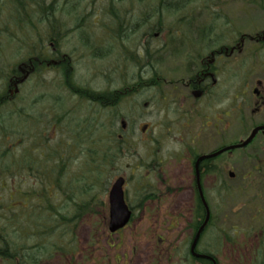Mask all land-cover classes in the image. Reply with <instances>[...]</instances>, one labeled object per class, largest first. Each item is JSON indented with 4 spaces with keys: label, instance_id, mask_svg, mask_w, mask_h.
<instances>
[{
    "label": "flooded vegetation",
    "instance_id": "flooded-vegetation-1",
    "mask_svg": "<svg viewBox=\"0 0 264 264\" xmlns=\"http://www.w3.org/2000/svg\"><path fill=\"white\" fill-rule=\"evenodd\" d=\"M14 5L0 0V11ZM184 8L187 19L102 29L89 28L79 18L75 31L55 41L46 37L41 47L47 53L59 45L68 50L67 38H77L76 49L69 52L82 49L102 61L106 50L98 51L103 40L122 46L112 69L97 67L86 81L98 82L94 90L77 83L70 54L44 66L62 64L71 85L67 90L79 98L82 86V100L99 106L105 116L109 189L114 180L124 179L130 223L139 220V210L140 220L148 222L146 216L157 207L155 219L176 225L169 231L184 230L180 241L169 245L168 255L175 250L184 253L185 262L202 264L210 261L196 262L190 248L199 228L192 220L204 219V203L208 230L215 226L214 209L223 225L242 233L238 242L233 237L236 247H247L243 243L253 234L255 253L264 239V0H203ZM130 12L117 11L120 16ZM102 30L107 34L100 37ZM9 94L14 95L12 90ZM117 153L130 157L118 159ZM108 193L103 202L107 211ZM102 219L107 226V216Z\"/></svg>",
    "mask_w": 264,
    "mask_h": 264
},
{
    "label": "trees",
    "instance_id": "trees-1",
    "mask_svg": "<svg viewBox=\"0 0 264 264\" xmlns=\"http://www.w3.org/2000/svg\"><path fill=\"white\" fill-rule=\"evenodd\" d=\"M11 1L15 3L14 9L1 10L0 21L1 13L4 11L9 12V19L14 21L15 24L19 23L20 27L23 26V21L25 23H35L37 26L42 25L43 27L48 25V27L51 26L53 28L54 24L56 25L55 22L57 21L53 14L59 11L57 0H51L48 4H46V0ZM118 1L106 0L108 5L105 4L101 8L103 12L99 13V20L101 22L106 21L107 28L132 23H127L126 15L120 16L117 13L120 10V6H117L119 4ZM192 2L198 3L203 2V0H157L156 7L149 8L148 6L142 12L143 14L137 15L136 20H132H135L134 23L155 22L153 18H157V21L161 19L169 21L170 19L173 20L172 16L174 14L181 12L186 13L181 19H187V12L184 6ZM79 5L78 0L70 8L77 10ZM31 7H34L32 14L28 13ZM72 9L68 10V12L72 11ZM127 15L132 17L130 14ZM54 30L55 28H53ZM59 36L60 34L57 32V34H49L47 38L55 41ZM33 50H35V53L32 54V57H30L31 55L28 56L27 61L30 60V62H25L23 70L33 67L36 73L38 67L45 68L44 65L47 60L51 58L60 60L62 58L59 51L47 53L41 46L34 47ZM57 68L60 69L63 76V87L68 89L71 85L66 79L62 64ZM8 73L2 79V85L0 86V112L1 110H6L7 106H12L15 101L10 98L9 92L12 90L14 78H18L20 74L18 69H13V71ZM78 89L81 91V97H84L82 89L80 87ZM52 97L54 101L56 99V102L52 101L53 105L50 103L51 101L44 102L45 97H40L41 99L37 100L38 105L50 103V109L55 111L50 120H47L46 115L42 112L35 113L37 115L35 116L30 112H25V108L21 107H17L16 111L6 110V113H0V119L5 118L8 121V125H3L0 121V219H2L0 220V261L4 264H42L47 259H52L56 256L55 254L63 258L72 256L73 250L75 251L73 243L74 226L79 221V218L91 210V201H82V199L88 192L94 190L93 184H99L101 188L107 185L103 121H99V126L96 123L97 119L92 116L80 118V127L85 125L82 131L75 127L76 123L73 125L71 122L73 111L61 110L60 105L62 104L63 106V96ZM22 101L23 99L18 98L19 103H22ZM14 120L15 125L13 123ZM29 120L33 121L32 127H25ZM64 121L70 122L71 126L63 125ZM60 124L63 125L65 130L69 131L65 137L63 135L64 130ZM16 125H20V128L15 129ZM53 129L56 132L54 141L58 149L55 146V149L49 152L47 143L49 146L50 144L46 140V133H48V130L50 132ZM11 133L12 136H10ZM28 138L32 141L30 145V141H27ZM87 143H90L91 147L85 146ZM33 148L34 150L31 151ZM34 154L37 155L39 161L33 156ZM18 158L22 159V161L19 166L15 167L12 162ZM40 163L41 165H39ZM74 164H76V170L72 178L70 170L71 165ZM19 171L21 173H18ZM15 173L17 175L20 174L24 181L29 176L32 177V180L34 179L30 192L23 190L22 186L18 187L16 185ZM4 184L5 186H3ZM9 190H13L15 193L20 192L23 197L31 194L32 202L34 200L36 204V214L32 216L30 214L27 215L25 211H21L22 206L17 207L14 205L19 200L11 199L13 200L11 202L8 200V207H5V195L7 194V198H9L12 197L13 193L9 192ZM23 197L20 196L19 198ZM95 197V195H90L89 198L93 200ZM16 213H19V216H15ZM17 219H23L24 223L17 227ZM202 219V215L201 219H195L196 227L201 223L199 220ZM69 226L70 230H68ZM16 232H18L19 238H16ZM31 237L36 238V243H32L30 246ZM261 242L258 250L252 255L253 261L251 264H264V239ZM199 262L202 263V261ZM202 264L210 263L204 262Z\"/></svg>",
    "mask_w": 264,
    "mask_h": 264
},
{
    "label": "rangeland",
    "instance_id": "rangeland-1",
    "mask_svg": "<svg viewBox=\"0 0 264 264\" xmlns=\"http://www.w3.org/2000/svg\"><path fill=\"white\" fill-rule=\"evenodd\" d=\"M51 0H46V4H48ZM59 5V11L54 12V17L57 22L54 24L53 28L51 26H37L35 23H28L23 21V26L20 27L19 23H14L10 18L9 12L2 11L1 13V21H0V86L2 85V79L9 74L8 72L13 71V69H18L20 76L15 78L14 82V90H12V95L10 98L14 101L12 106H7L6 110H15L17 107L25 108V112H30L35 115V113L42 112L46 115V119L50 120V117L55 114V111L50 109L49 104L56 102L53 100L55 97L63 96V106L60 105L61 110L63 111H73L72 113V123L80 130H84V126L80 127L79 119L86 118L87 116H92L96 118V123L99 124V121L102 122L105 119V116L99 110V106L96 104H92L88 101H83L81 96L78 98L77 95H74L72 92L68 91L63 87V76L60 72V69L52 68L51 66H46L45 68L38 67V71L34 68H25L23 69L25 62L28 59V56L32 57V54L35 53L33 50L34 47L42 46L43 40L49 34H57V32L61 35L69 31H75V25L79 23V18H85L82 21L87 27L91 28H107L106 21L99 20V13L103 12L101 10L103 5H108L106 0H80V5L77 10H73L72 6L75 5V0H57ZM64 1V3H63ZM93 1V4L91 2ZM220 2L226 0H210V2ZM118 5L120 6L119 11L131 10L129 13L132 17L127 16V23L132 22L130 24H136L134 21L136 20V16L142 13V9L156 7L157 0H119ZM34 7H31L28 10V13L32 14V10ZM61 8V9H60ZM69 11L68 10H71ZM94 12L96 13V18L94 16ZM187 12V11H186ZM27 13V12H26ZM188 13V12H187ZM126 14V13H125ZM143 14V13H142ZM186 15L185 12H181L179 14H174L173 20H180L181 17ZM103 16V15H102ZM101 16V17H102ZM259 14L256 15V18H259ZM135 19V20H132ZM97 21L94 23V21ZM155 22L164 21L163 19L157 21V18H153ZM171 20V19H170ZM169 20V21H170ZM94 24V25H93ZM105 24V25H104ZM25 26V27H24ZM107 32L103 30L99 32L100 37L106 35ZM76 36V34H75ZM59 38V37H58ZM68 42V50H75L77 46V38L69 37L67 38ZM103 46H101L98 51V54L101 53V50H106V55L102 58V61L91 57L88 51L78 50L74 51V53L69 52L66 49H61V45L58 46L57 51L59 54H70L72 56V66L74 67L73 73H75V79L78 84H85L88 86H93V90L98 85L97 81L86 82L91 80L93 75L96 74L95 69L100 67L103 71L105 69H112V66L116 62V53L122 47H117L114 44H111L107 41L103 40L101 42ZM111 46V47H110ZM50 52V51H49ZM30 62V60H28ZM27 61V62H28ZM100 71V70H99ZM90 83V84H89ZM82 87V86H79ZM91 90V88H88ZM14 92V93H13ZM51 96V97H50ZM40 97H45L44 103L41 105L37 104V100L41 99ZM18 98L23 99L22 103L18 102ZM53 101V102H52ZM49 106V107H48ZM15 108V109H14ZM6 110H1L0 113H6ZM14 111V112H15ZM37 116V115H35ZM40 118V117H39ZM1 124L8 125V121L5 118L0 119ZM86 122V121H85ZM15 125V120H14ZM84 123V122H83ZM33 121L29 120L25 127H32ZM62 124V121H61ZM60 124V125H61ZM63 125H70V122H63ZM64 130V137L69 131ZM72 125V127H73ZM98 126V125H97ZM100 126V124H99ZM23 127V128H25ZM71 127V128H72ZM20 128V125H16L15 129ZM22 128V129H23ZM55 130L46 133L47 142H49L50 146L47 143V149L51 152L52 149H58L57 145H55ZM71 135V134H70ZM12 136V133L11 135ZM57 136V135H56ZM29 145L31 144V140L28 138L27 140ZM58 143V141H57ZM85 146H90V143L85 144ZM91 147V146H90ZM34 148L31 150L33 151ZM18 155V154H17ZM15 155V156H17ZM129 153H117L119 158H128ZM37 158V155H33ZM18 157V156H17ZM15 157V158H17ZM130 157V155H129ZM121 158V159H122ZM38 160V158H37ZM22 159L18 158L13 161V166L17 167L21 164ZM39 161V160H38ZM129 163V162H128ZM41 165V163L39 164ZM76 170V164L71 165V175L74 177V173ZM18 173H21L20 171ZM106 178V186L101 188V185L93 184L92 191L88 192L86 198H80L82 201L90 200L91 202V210L88 211L87 214H84L81 218H79L78 222L74 226V235H73V243L74 249L73 255L70 257L63 258L58 254H55L52 259H47L42 264H191V261L182 260L183 254L182 252H176L172 250V253L168 255L169 245L177 244L180 241V233L183 232V227L169 231L175 228V224L172 223L170 226H166V223L162 221V218L155 219V213L157 211V207L154 210H151L150 215L146 216L149 220L146 222L145 220H140V210L138 211L139 220H134L127 227L123 228L121 231L109 234L107 230V226H104L102 223V218L106 214V207L103 206V202L105 201V193L109 190L110 183L112 182V176L108 171ZM130 175V173H128ZM106 175V174H105ZM16 185L22 186L23 190L30 192L32 190L31 186L34 184V179L29 176L28 179L24 181L23 177H20V174H14ZM91 184V182H89ZM133 184V183H132ZM130 184V187H132ZM5 186V184L3 185ZM70 187V186H69ZM9 192H13V190H9ZM90 195H95L96 197L91 200ZM23 197L20 192H13L12 197L7 198V194L5 195V207H8V203L14 200H19L16 205L22 206L21 211H25L28 214L32 215L36 214L34 200L32 202V195H28L27 197ZM19 198V199H18ZM9 200V202H8ZM28 200V201H24ZM79 200V199H78ZM42 205V203H40ZM15 206V207H16ZM26 206V208H24ZM12 207V206H11ZM19 210V211H20ZM19 213H16L15 216H19ZM26 215V216H27ZM147 215V214H146ZM221 214L217 213L213 209V217H214V228H210L205 232L202 236L201 245L199 246L200 250L203 248H207L213 255H215L218 264H251L252 260L248 258L256 248L255 235L251 234L250 238L243 244H246L247 247L243 245L236 247L233 244L234 240L239 239L242 240V233L230 231V224L224 223L221 221L223 219ZM2 220V219H0ZM213 220V219H212ZM193 221V220H192ZM23 219H17V227L22 225ZM166 226V227H165ZM258 226V225H257ZM13 230V228H12ZM70 230V226L68 228ZM30 233V230H29ZM31 234V233H30ZM167 240L166 244L164 241L160 243L159 239L155 237L159 236ZM16 238H19L18 232H16ZM232 238V239H231ZM32 243H36V238L31 237ZM223 239L226 240L223 242ZM159 244H163V248L158 246ZM158 246V247H157ZM168 247V248H164ZM242 247V248H241ZM165 249V250H164ZM181 251V250H180ZM239 257V258H238ZM237 260V262H236ZM43 261V260H42ZM0 264H4L0 261ZM39 264V263H37ZM193 264V263H192Z\"/></svg>",
    "mask_w": 264,
    "mask_h": 264
},
{
    "label": "water",
    "instance_id": "water-1",
    "mask_svg": "<svg viewBox=\"0 0 264 264\" xmlns=\"http://www.w3.org/2000/svg\"><path fill=\"white\" fill-rule=\"evenodd\" d=\"M252 138V137H251ZM123 180L122 178L116 180L112 186V188L109 191V224H108V228L107 230H109L110 233H115L119 230L122 229V227H124L130 220V211L128 210V207L125 205L124 203V199H123V195H122V187H123ZM202 197V194H201ZM203 201V198H201ZM204 203V202H203ZM206 206V205H205ZM207 216L205 218V220L203 221L201 227L199 228V230L196 232V234L194 235V240L193 243L191 245V249H192V255L195 258H207L210 259L212 261V264H216L215 260L205 256V255H199L197 253L194 252V249L197 242L200 239V235L204 229V227L206 226V223L209 219V214L208 212L206 213Z\"/></svg>",
    "mask_w": 264,
    "mask_h": 264
}]
</instances>
